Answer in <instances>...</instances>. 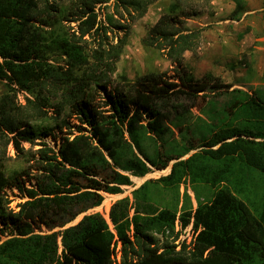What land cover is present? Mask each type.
Returning a JSON list of instances; mask_svg holds the SVG:
<instances>
[{
    "label": "trees",
    "instance_id": "obj_1",
    "mask_svg": "<svg viewBox=\"0 0 264 264\" xmlns=\"http://www.w3.org/2000/svg\"><path fill=\"white\" fill-rule=\"evenodd\" d=\"M156 1L0 0V82L6 87L0 95V264H264V186L253 209L245 176L248 170L264 177V91L185 71L177 79L149 72L130 81L122 74L124 83H114L130 34L116 10L141 18ZM188 1L171 0L144 38L180 71L202 32L185 25L199 13ZM236 2L234 13L242 8ZM110 6L113 11L102 14ZM116 29L124 34H113ZM94 92L103 94L108 109L95 104ZM228 93L229 120L201 131L190 127L189 104ZM54 96L59 115L75 111L82 121L60 137L43 119ZM68 124L63 117L58 126ZM46 136L55 144L42 143L28 158L35 172L6 173L10 146L26 153L25 142ZM171 162L168 174L115 200L108 218L87 213L105 193L116 196L133 185V176ZM182 185L187 198L193 188L196 207L178 208ZM198 186L214 189L206 201ZM14 188L25 198L18 209L7 195ZM167 194L177 202L165 201ZM189 226L190 244L184 238L177 250L168 238Z\"/></svg>",
    "mask_w": 264,
    "mask_h": 264
},
{
    "label": "rangeland",
    "instance_id": "obj_2",
    "mask_svg": "<svg viewBox=\"0 0 264 264\" xmlns=\"http://www.w3.org/2000/svg\"><path fill=\"white\" fill-rule=\"evenodd\" d=\"M64 3H68L69 0H61ZM190 5L194 6L199 13L194 16H190L186 19L185 25L192 28H202L201 38L198 47L194 51H186L184 59V67L181 71L175 67V64L166 56L163 50L155 48V46L147 45L144 42V38L147 37L148 28L155 24L159 17L168 11L171 0H158L151 4L141 18H132L128 13L122 10H116L115 17L121 21L122 24L130 27V34L128 42L125 46L124 52L117 62V70L113 75L114 83H124L122 74H126L130 81H134L139 75H143L149 72L166 73L171 79H177L179 73L187 72L195 78H201L206 73H212L222 78L224 82L232 83L233 87L248 90L250 88L261 89L264 91V61H261V51L259 46L264 42L261 36L263 33L249 32V26H243L238 24L229 18L230 14H227L229 0H189ZM102 14L106 12H112L113 7H103ZM227 15V16H226ZM103 18V15H101ZM220 20V22H219ZM67 25H74L76 22L65 21ZM110 33V32H109ZM113 34H124L123 29H116ZM111 33V34H112ZM110 34V35H111ZM263 54V53H262ZM261 55V56H260ZM62 61V59H59ZM6 90L3 82H0V95ZM48 93H46L47 95ZM94 101L96 105H99L101 109H108L104 103L103 94L93 93ZM59 98V97H58ZM57 97H53L51 104L53 106L45 105L43 109L47 111V116L44 115V122L54 126L57 137L66 135L67 133L74 132L76 127L82 125V121L79 115L74 111L69 110L62 112L60 115L56 110ZM233 99L232 94L228 93L222 96H199L195 103L189 104L190 114L189 120L190 127L201 131L202 129L217 128L221 120L230 119L229 104ZM67 118L68 125L58 126L61 118ZM178 131L176 130V137L180 140ZM58 142V140H57ZM42 143L49 145L55 144V138L52 136L42 137L36 139V142H25L26 153H17L15 149L10 146L8 149V159L6 162V173L10 174L14 170L18 171H32L34 160H28L35 153ZM174 161V160H173ZM172 161V162H173ZM171 164L166 169H154L143 177L133 176V185L124 186L122 193L109 194L105 193V199L103 203L95 208L90 209L88 212H101L106 218H108L109 207L111 204L124 196H132V190L146 180L150 178H158L162 175H166L170 172ZM245 176H248L247 188L251 191L248 192V203L253 207L260 203L261 192L264 186V177H262L256 171H246ZM185 186L180 187V201L178 208L180 209L184 204L188 206L196 207L197 199L196 193L193 188L189 186L188 193L190 198L185 196ZM197 192L200 194L202 200L206 201L213 188L198 186ZM7 195L10 200L11 208L18 209L19 204L25 200L23 195L17 188L8 189ZM165 201H171L169 203L175 204L177 202V196L166 195ZM106 200V201H105ZM85 213L79 215L75 220L71 221L67 225L75 224L78 222ZM60 227H56L59 229ZM43 231H47L46 228H42ZM167 236V235H166ZM166 236L158 234L161 240ZM175 234L169 236V240L175 243L176 249L182 248V241L185 238L186 243H189L188 237L184 238L179 235L178 238H174ZM3 236L2 239H5ZM117 259H120L118 253Z\"/></svg>",
    "mask_w": 264,
    "mask_h": 264
},
{
    "label": "crops",
    "instance_id": "obj_3",
    "mask_svg": "<svg viewBox=\"0 0 264 264\" xmlns=\"http://www.w3.org/2000/svg\"><path fill=\"white\" fill-rule=\"evenodd\" d=\"M221 1V0H219ZM242 8L234 13L237 8L236 0H229L227 14L229 18L243 26H249L250 31L264 34V0H240ZM227 16V15H226ZM220 22V20H219ZM264 42V36L261 38ZM261 51V61H264V44L259 46ZM263 53V54H262Z\"/></svg>",
    "mask_w": 264,
    "mask_h": 264
},
{
    "label": "built area",
    "instance_id": "obj_4",
    "mask_svg": "<svg viewBox=\"0 0 264 264\" xmlns=\"http://www.w3.org/2000/svg\"><path fill=\"white\" fill-rule=\"evenodd\" d=\"M179 226H177V230H179ZM191 226H189L187 229L184 230L183 233H181V236L184 238L185 236L188 237L189 240H191L192 234H191Z\"/></svg>",
    "mask_w": 264,
    "mask_h": 264
},
{
    "label": "water",
    "instance_id": "obj_5",
    "mask_svg": "<svg viewBox=\"0 0 264 264\" xmlns=\"http://www.w3.org/2000/svg\"><path fill=\"white\" fill-rule=\"evenodd\" d=\"M171 170V169H170Z\"/></svg>",
    "mask_w": 264,
    "mask_h": 264
}]
</instances>
